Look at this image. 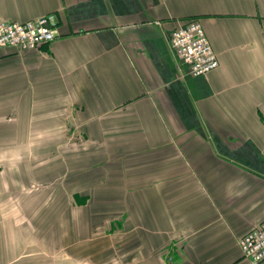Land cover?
Here are the masks:
<instances>
[{"label":"crops","instance_id":"crops-1","mask_svg":"<svg viewBox=\"0 0 264 264\" xmlns=\"http://www.w3.org/2000/svg\"><path fill=\"white\" fill-rule=\"evenodd\" d=\"M50 12L52 42L0 48V264H253L264 0H0V20ZM193 19L206 75L169 41Z\"/></svg>","mask_w":264,"mask_h":264},{"label":"built area","instance_id":"built-area-1","mask_svg":"<svg viewBox=\"0 0 264 264\" xmlns=\"http://www.w3.org/2000/svg\"><path fill=\"white\" fill-rule=\"evenodd\" d=\"M58 18L50 12L27 21L0 20V48L18 51L52 42L58 36ZM169 41L180 62L194 76L206 75L219 65V58L202 22L193 19L175 27ZM242 254L253 264L264 260V220L239 237Z\"/></svg>","mask_w":264,"mask_h":264}]
</instances>
